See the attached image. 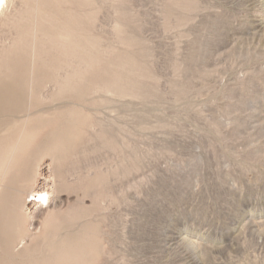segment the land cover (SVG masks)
<instances>
[{
    "label": "rangeland",
    "instance_id": "obj_1",
    "mask_svg": "<svg viewBox=\"0 0 264 264\" xmlns=\"http://www.w3.org/2000/svg\"><path fill=\"white\" fill-rule=\"evenodd\" d=\"M0 184V264H264V0H8Z\"/></svg>",
    "mask_w": 264,
    "mask_h": 264
},
{
    "label": "bare ground",
    "instance_id": "obj_2",
    "mask_svg": "<svg viewBox=\"0 0 264 264\" xmlns=\"http://www.w3.org/2000/svg\"><path fill=\"white\" fill-rule=\"evenodd\" d=\"M8 0H0V12L2 11L3 7L5 6V4L7 3ZM2 187L3 184H0V196H2ZM8 187V186H7ZM12 188V187H11ZM13 189V188H12ZM45 194H47L46 192H42V191H38L36 193H34V196L36 198L35 202H39L42 199L45 198ZM33 196V194H32ZM48 198V197H47ZM34 199V197L32 198ZM26 202V201H25ZM4 209V208H3Z\"/></svg>",
    "mask_w": 264,
    "mask_h": 264
}]
</instances>
